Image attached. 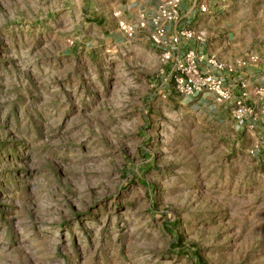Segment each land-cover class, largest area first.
Listing matches in <instances>:
<instances>
[{
  "label": "rangeland",
  "instance_id": "374dc122",
  "mask_svg": "<svg viewBox=\"0 0 264 264\" xmlns=\"http://www.w3.org/2000/svg\"><path fill=\"white\" fill-rule=\"evenodd\" d=\"M117 7L0 0V264H264V113L176 92L93 24ZM213 9L232 82L264 86V0Z\"/></svg>",
  "mask_w": 264,
  "mask_h": 264
},
{
  "label": "built area",
  "instance_id": "2783aa9c",
  "mask_svg": "<svg viewBox=\"0 0 264 264\" xmlns=\"http://www.w3.org/2000/svg\"><path fill=\"white\" fill-rule=\"evenodd\" d=\"M180 5L181 0H162L158 13L150 20L154 27L150 36L151 41L155 46H164L162 60L170 66L169 77L174 89L191 99L211 94L218 103L229 104V113L234 120L255 128L259 114L264 113V86L252 87L248 81L238 84L213 71L211 67L232 71V67L219 61L216 56L204 57L193 49L183 55L175 54L181 38L193 36V32L188 29L173 35L168 33V23H175L180 19ZM207 8L203 6L202 10L207 11ZM140 25L145 26L146 22ZM119 26L128 34H132L139 25L121 21ZM198 39L204 40L202 35L198 36ZM235 85H238V94L234 92Z\"/></svg>",
  "mask_w": 264,
  "mask_h": 264
},
{
  "label": "crops",
  "instance_id": "0c3cea01",
  "mask_svg": "<svg viewBox=\"0 0 264 264\" xmlns=\"http://www.w3.org/2000/svg\"><path fill=\"white\" fill-rule=\"evenodd\" d=\"M162 0H117V9H109L107 12L95 16L94 25L100 27L97 23L100 20L107 22L105 30L109 29L110 34L114 38L124 36V31L120 28L119 23L125 21L135 25H139L143 22L147 23L144 28H137L136 32H141L143 39L149 42L154 48L163 52L164 46H155L151 41V33L154 29L151 18L158 13V8ZM222 0H181L180 5V19L175 23H168L169 35L177 34L179 31L188 29L193 32V36L190 38L182 37L178 48L175 50V54L183 55L188 50L193 49L198 54L204 57L216 56L219 61H225L222 53L218 49H214L213 43L210 41V26L214 17V7L220 5ZM207 6L209 11H203L202 7ZM109 8V7H108ZM202 35L204 40L198 39V36ZM211 69L220 75L228 78L232 77L237 79L233 73H230L228 69L217 70L214 67ZM240 77V76H238ZM231 79V78H230ZM214 99L211 94H205L194 98L197 99Z\"/></svg>",
  "mask_w": 264,
  "mask_h": 264
}]
</instances>
